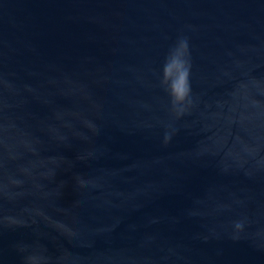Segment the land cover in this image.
I'll return each mask as SVG.
<instances>
[{
  "label": "water",
  "instance_id": "95a60500",
  "mask_svg": "<svg viewBox=\"0 0 264 264\" xmlns=\"http://www.w3.org/2000/svg\"><path fill=\"white\" fill-rule=\"evenodd\" d=\"M0 264H264V0H0Z\"/></svg>",
  "mask_w": 264,
  "mask_h": 264
},
{
  "label": "clouds",
  "instance_id": "9594fccd",
  "mask_svg": "<svg viewBox=\"0 0 264 264\" xmlns=\"http://www.w3.org/2000/svg\"><path fill=\"white\" fill-rule=\"evenodd\" d=\"M184 84H185V86H184V93H183V96L178 97V99H184V98L187 97L188 94H189V85H188V81H187V79H185Z\"/></svg>",
  "mask_w": 264,
  "mask_h": 264
}]
</instances>
